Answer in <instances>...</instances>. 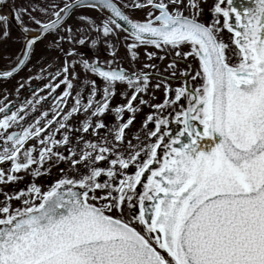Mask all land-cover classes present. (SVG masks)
<instances>
[{"label": "snow or ice", "instance_id": "1", "mask_svg": "<svg viewBox=\"0 0 264 264\" xmlns=\"http://www.w3.org/2000/svg\"><path fill=\"white\" fill-rule=\"evenodd\" d=\"M206 2L61 0L27 13L34 29L13 14L20 55L0 69V83L28 69L49 36L69 59L49 73L53 83L32 90L18 108L0 103V185L15 184L21 172L35 180L60 163H83L88 174L62 177L46 192L35 182L0 192V264H264V0L243 12L233 0L227 7L217 0L211 23L201 20ZM87 10L107 15L97 20ZM137 10L143 18L133 15ZM74 16L79 22L71 25ZM120 33H127V70L119 66ZM142 48L163 53L146 51L147 61L170 56L167 75L154 63L131 67L141 63ZM81 73L86 91L73 83ZM61 84L52 113L41 109L26 124L36 105L47 103L45 89L54 94ZM118 85L127 103L112 108ZM24 87L16 85L18 100ZM157 90L162 102H155ZM137 101L152 111L132 132ZM108 112L116 117L111 126L101 119ZM81 114L79 126L70 123Z\"/></svg>", "mask_w": 264, "mask_h": 264}, {"label": "flooded vegetation", "instance_id": "2", "mask_svg": "<svg viewBox=\"0 0 264 264\" xmlns=\"http://www.w3.org/2000/svg\"><path fill=\"white\" fill-rule=\"evenodd\" d=\"M34 0H0V32L3 33H9L10 36L5 39L3 35H0V69L9 67L12 65L13 61L17 56L20 55V48H21V31H20V24L17 22V20L14 18V13L16 16H19L20 19L23 21L24 25L29 28H36L37 26L31 22L28 16V12H31V5L30 3H33ZM37 2H40L41 5H44L46 3H54L59 4L54 1L49 0H37ZM217 2V0H207L205 6H204V12L201 15V20L205 23H211L214 19V13L212 11V8L214 4ZM242 0H233V6L236 7L238 10L243 12V8L241 5ZM39 6V7H40ZM223 7H227V2L225 0V4L222 5ZM32 12L31 14L35 16L37 19H40L42 21H49L50 18H40L39 16H36ZM84 15L94 18L97 20H100L101 18H106V13L101 10H87L83 13ZM135 17L143 18L145 13L142 11H135L133 13ZM7 18V19H5ZM54 18V17H53ZM79 22V16H74L70 21L69 24L76 25ZM81 28H83V25H81ZM127 36V33H120L119 41L120 43L117 45V50L119 52V60L123 61L120 63V67L124 69H129V62L126 58V52L125 48L122 46L125 44V37ZM231 37L232 34L227 32L226 29H224L222 33V38L225 42L231 44ZM87 39V37H85ZM53 37L49 36L43 44H40L37 46L36 49V57L33 58V64L29 65V68L22 71L20 75L17 77L15 81H12L8 84L0 83V103H6V104H15V108H18L20 106V103L24 99H31L33 95L34 89H40L43 88L46 84L53 83L52 80L48 79L49 73L55 74L57 71V66L61 65L66 59H69L63 55V53L58 52L55 50V45L52 43ZM130 42V41H129ZM47 45V47H45ZM65 48L72 49L75 51H82V49L75 48L73 45L65 44ZM190 50V49H188ZM146 51H152L155 52L157 55H162L163 53H160L158 50L154 48H142L140 50L141 54V63H133L131 65L132 68L140 69L142 68V64L147 63H154L157 67L154 71H159L164 75H167L168 73L164 72V69L167 67V65L171 62L170 56L166 58L164 61L160 60H154V61H147L146 57L143 55ZM101 63H103V57H100ZM193 64V67L196 68L198 61H190ZM183 67V65H181ZM31 78V88H29V80L27 78ZM54 79V76H53ZM58 82V81H57ZM83 82V73H81V80L79 81H73L74 84L77 85L78 90L86 91L82 87ZM157 81L156 79H153V84H155ZM18 83H23L25 85L24 89L20 91L19 93V100L17 99L16 95V85ZM182 84V81H174L173 87L180 86ZM125 89L124 85H118L117 94L112 98L111 100V107L115 108L120 105H126L127 99L123 96H121L120 90ZM63 91V85L61 84L60 88L56 89V92L54 94L49 93L47 89H45V92L42 93V95L48 97L47 103L43 105H36L37 111L36 113L32 114L26 121V124H31L34 122L36 118L39 117L41 109L43 111H47L50 114L53 111L52 104L53 100L51 99L52 95H59ZM154 95L156 96L155 102H162L163 98V91L157 90ZM5 98H7L5 100ZM101 97H98L100 99ZM130 98V93H129ZM144 99H148V95L143 96ZM69 104H71V101H69ZM134 104L138 105V101L134 102ZM141 109L140 112L137 113V119L134 122V126L132 127V132H137L143 121L146 119V116L152 111L149 109L146 105H138ZM63 107V105H61ZM13 108V110H15ZM130 115V113H125V116L127 117ZM53 117L50 115L49 119H52ZM106 124L111 126L113 123H116V117L112 112L106 113L101 118ZM84 120V114H81L78 118L74 117L71 120V124L75 126H79V123ZM171 127H176L175 125H171ZM103 135V132L101 133ZM58 139L60 137H57ZM88 139L95 142V137L92 135H88ZM77 140V134L72 135V141L75 143ZM33 141H29V145H31ZM37 148V154L39 149L41 148V145L39 143H36ZM83 148V144H80L78 146V154L79 149ZM57 151L67 154L65 147H59L57 148ZM102 166L107 167V163H104ZM47 167V166H46ZM129 173H134L135 169L130 168ZM88 174V168L85 166V164H78L75 168L72 167L69 163H60L56 166H53L51 170L43 176L35 178L33 180V177L29 173L21 172L19 175L22 177L21 180L17 181L15 184H9L7 186L0 185V192H8L10 194H15L18 190L24 189L27 190V187L30 186L33 182L37 184V186L41 187L43 191H48L50 188L62 177H69V178H76L79 179L82 176ZM147 175V174H146ZM104 177H101V182L104 180ZM103 195L104 193H99ZM4 197L0 196V203L3 202ZM20 203H17L13 201L12 206L18 207ZM113 215H118L117 213H113ZM127 219V214L124 217Z\"/></svg>", "mask_w": 264, "mask_h": 264}, {"label": "rangeland", "instance_id": "3", "mask_svg": "<svg viewBox=\"0 0 264 264\" xmlns=\"http://www.w3.org/2000/svg\"><path fill=\"white\" fill-rule=\"evenodd\" d=\"M49 1H54V0H49ZM55 2L59 3L61 2V0H55ZM29 5H31L32 8H36L39 7L41 5L40 2H37V0H34L33 3H30ZM36 16H39L40 18H47L48 16L45 15H41L39 13H34ZM21 205L19 204L18 207H20Z\"/></svg>", "mask_w": 264, "mask_h": 264}, {"label": "water", "instance_id": "4", "mask_svg": "<svg viewBox=\"0 0 264 264\" xmlns=\"http://www.w3.org/2000/svg\"><path fill=\"white\" fill-rule=\"evenodd\" d=\"M241 5L243 10L246 8L254 7V0H242Z\"/></svg>", "mask_w": 264, "mask_h": 264}]
</instances>
